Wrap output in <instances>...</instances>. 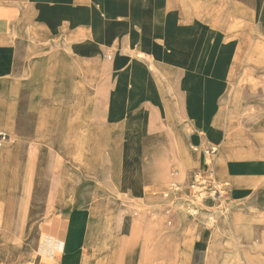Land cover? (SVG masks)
<instances>
[{"label":"crops","instance_id":"1","mask_svg":"<svg viewBox=\"0 0 264 264\" xmlns=\"http://www.w3.org/2000/svg\"><path fill=\"white\" fill-rule=\"evenodd\" d=\"M255 30L250 60L262 64L264 0H0V130L15 138L1 146L3 173L37 200L53 185L60 202L29 237L32 264H264V124L226 132L222 109L239 41ZM208 141L220 143L214 175L244 205L226 214L240 241H213L187 217L174 231L160 210L153 230L149 206L174 168H206ZM5 189L8 242L19 197ZM109 215L122 222L101 225Z\"/></svg>","mask_w":264,"mask_h":264},{"label":"rangeland","instance_id":"2","mask_svg":"<svg viewBox=\"0 0 264 264\" xmlns=\"http://www.w3.org/2000/svg\"><path fill=\"white\" fill-rule=\"evenodd\" d=\"M247 40H240L239 41V51L238 57L236 60L237 67L231 73L229 78V89L223 99V116L226 125V132L228 129H232L235 132L241 131L245 134H252L254 130L264 124V62L262 64H257L250 60L252 56L253 49L258 42V31L255 30L249 38V42L247 44ZM208 55L207 52V59ZM263 60H264V53H263ZM249 72L253 79L252 83L245 82V75ZM2 93V92H1ZM0 93V95H1ZM43 119V117H42ZM43 121V120H42ZM46 123V120H45ZM46 124L41 125V132L46 134ZM3 133L7 134L5 130H0ZM8 135V134H7ZM10 137V136H9ZM49 136H41L40 140L44 141L46 144H49ZM10 140V138H9ZM82 146V145H79ZM216 148L219 151L220 143H213L207 142L205 147L202 149L201 153L204 158L207 156L206 153L211 148ZM4 148V147H3ZM216 152V154L218 153ZM3 150L0 146V159L3 157ZM84 154L78 153V160L83 159ZM213 158L212 155L208 157ZM3 163V160H0ZM210 163V162H209ZM195 168L193 167H180L179 170L174 168L173 178L170 182L166 185L165 190L160 191L158 196L160 197V202L153 203V207L151 209L150 215L155 227L153 230L159 229L163 227L165 222L160 221V216L158 213H152L154 210H160L164 212V214H168V216H172L171 222H169L170 228H173L174 231L179 230L180 225L182 224L183 217H187L191 219L193 222L201 223L206 229L204 232L207 234L208 232L213 235L215 234V230L220 233L221 240L227 241H235V240H242L241 233L236 234L232 232L230 225L227 223L228 218L226 217L227 213L235 211V208H240L242 204L235 203L233 200H230V185H228V181L225 184L229 186L227 195L223 196L221 200L218 201V204L215 205L211 209V207L204 205V204H196L201 208L200 214L196 217H192L187 212V206L189 204L188 194L184 193V190H188V183L190 181L191 175L196 171L205 170L206 168ZM177 177V178H176ZM215 179L219 183H224L221 181L222 175L217 174ZM230 183V182H229ZM177 186V188L174 187ZM20 190L18 192L19 201L16 205V212H15V226L12 233V237L10 241H5L1 238L0 234V263L1 264H19L22 260L25 264H32L34 256L32 252V246L30 247V239L31 236H37L35 233L36 228L43 223L50 220L51 215L56 212L59 207V201L54 200V196L51 194L53 185H43L41 188L46 190V199L45 201L37 200V192L34 194L32 192L31 197L27 190L29 185H18ZM169 196L167 197L166 194ZM174 195V197H172ZM33 198V199H32ZM176 201L181 202V211L178 210L176 204H174V199ZM175 201V202H176ZM223 203V204H221ZM62 204V202H61ZM84 204V202H83ZM244 206V205H242ZM147 207V206H145ZM147 207V208H149ZM226 208V210H225ZM38 209H45V216H37L35 213ZM30 215V220L26 222L22 221L23 212L27 211ZM149 210V209H148ZM243 210V209H242ZM244 213H247L248 210H243ZM184 215V216H183ZM122 222V218L120 216H115L114 218L109 216H105L104 220H101V225H113L114 223L119 224ZM26 223V224H25ZM168 225V226H169ZM190 225L191 222H190ZM220 227L221 230H220ZM144 234L146 230L144 226L139 229ZM203 230V229H202ZM220 230V231H219ZM2 230H0L1 232ZM151 232V231H150ZM27 236H25V234ZM178 235L179 232H175V235ZM155 234L151 232V237ZM254 239H257L256 233L253 234ZM8 258V259H6Z\"/></svg>","mask_w":264,"mask_h":264},{"label":"built area","instance_id":"3","mask_svg":"<svg viewBox=\"0 0 264 264\" xmlns=\"http://www.w3.org/2000/svg\"><path fill=\"white\" fill-rule=\"evenodd\" d=\"M9 139L8 135L0 131V146ZM216 148H211L206 155H216ZM206 156V157H207ZM214 165L209 163L205 170H196L190 177L188 183V206L187 212L192 217L200 214L201 208L196 204H204L211 209L218 204V201L228 193L229 186L225 183H219L215 179Z\"/></svg>","mask_w":264,"mask_h":264},{"label":"bare ground","instance_id":"4","mask_svg":"<svg viewBox=\"0 0 264 264\" xmlns=\"http://www.w3.org/2000/svg\"><path fill=\"white\" fill-rule=\"evenodd\" d=\"M186 46V45H185ZM185 50V49H184ZM1 93V92H0ZM2 94V93H1ZM1 96V95H0ZM10 128V127H9ZM6 130V129H5ZM10 131H11V128H10ZM6 133H7V131H6ZM10 133V132H9ZM12 133V132H11ZM8 134V133H7ZM13 139H15V138H13V135L10 137V140L8 141V143L7 144H10L12 141H13ZM53 141V138L51 137L50 139H49V144H51L52 145V142ZM5 142H3L2 143V145L4 144ZM6 144V145H7ZM1 145V146H2ZM8 146V145H7ZM214 158H216V157H214ZM0 160H3V167H5L4 169H2V170H0V192H5L6 191V187H9V191L12 193V194H16V195H18V192H19V190H20V187L17 185V184H13L12 182V177H14V175H16V173H15V171H14V169L12 168L11 169V174L9 173L8 175L9 176H7V174H5V173H3V171L5 172V171H7V167L9 166V162L11 161V159H9V158H7V159H3V157L0 159ZM212 160H213V158H210L209 159V162H212ZM2 167V168H3ZM228 185H230L229 183H228ZM31 187H32V185H29L28 186V188H27V190L28 191H30V189H31ZM58 187V189H57V191L59 190V191H62L63 190V186H57ZM166 187V186H165ZM163 189H165V188H163ZM169 194V193H168ZM226 217L228 218V215H226ZM13 219V218H12ZM12 219H10V220H12ZM8 220V219H7ZM4 223V220L0 217V225L1 224H3ZM9 223V224H8ZM10 223H12V221H8L7 222V225H10ZM219 235H220V233H218V231H216L215 232V234H214V236L212 237V240L214 241V240H217V241H219ZM185 243H188V241H186V240H183ZM213 253V250H210L209 251V254H208V257H210V256H217L218 254H212ZM188 250H183V252L181 253V255H180V260H182V259H186L187 257H188ZM246 257H249V256H246ZM187 260V259H186ZM204 260V259H203ZM247 262H250V260H249V258L247 259ZM186 263V261H183L181 264H185Z\"/></svg>","mask_w":264,"mask_h":264}]
</instances>
